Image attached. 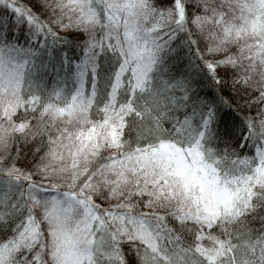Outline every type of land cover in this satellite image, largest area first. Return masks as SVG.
Masks as SVG:
<instances>
[{
  "label": "snow or ice",
  "instance_id": "snow-or-ice-1",
  "mask_svg": "<svg viewBox=\"0 0 264 264\" xmlns=\"http://www.w3.org/2000/svg\"><path fill=\"white\" fill-rule=\"evenodd\" d=\"M0 21V264H264V0Z\"/></svg>",
  "mask_w": 264,
  "mask_h": 264
},
{
  "label": "trees",
  "instance_id": "trees-1",
  "mask_svg": "<svg viewBox=\"0 0 264 264\" xmlns=\"http://www.w3.org/2000/svg\"><path fill=\"white\" fill-rule=\"evenodd\" d=\"M0 23H2V21H0ZM41 75L45 77L47 84L52 83V75H54V72L53 73H41Z\"/></svg>",
  "mask_w": 264,
  "mask_h": 264
},
{
  "label": "rangeland",
  "instance_id": "rangeland-1",
  "mask_svg": "<svg viewBox=\"0 0 264 264\" xmlns=\"http://www.w3.org/2000/svg\"><path fill=\"white\" fill-rule=\"evenodd\" d=\"M17 2H19V3H23V2H25V0H17ZM51 84H52V83H49L48 85L51 86ZM22 146H23V145H22Z\"/></svg>",
  "mask_w": 264,
  "mask_h": 264
}]
</instances>
